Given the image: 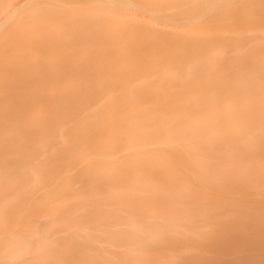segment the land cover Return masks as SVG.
I'll return each instance as SVG.
<instances>
[{
	"label": "rangeland",
	"instance_id": "obj_1",
	"mask_svg": "<svg viewBox=\"0 0 264 264\" xmlns=\"http://www.w3.org/2000/svg\"><path fill=\"white\" fill-rule=\"evenodd\" d=\"M2 1L0 0V10L9 2L4 0V5ZM22 1L13 2V7L18 5L16 17L14 15L5 22L0 21V105L12 99L26 102L49 100L56 95L52 96V93L73 83H125L127 79H135L134 76L165 67H192L193 70L190 78L174 80L167 77L161 80L163 85L225 84L238 74L235 71L240 66H244V69L251 68L252 62H257L264 55V0H238L236 6H223L213 10L207 9L205 4L207 11L202 10L204 0H126L129 7L110 4L111 0ZM211 2L219 4L218 0ZM147 8L154 11L159 9L173 18L186 16L185 23H174L173 18H170L172 21L168 19L156 22L161 26L173 25L188 31L172 32L138 22L124 23L107 13L110 9L116 13L136 14L155 21L151 13L146 11ZM200 11L205 16L197 20ZM261 80L264 82V79ZM24 150L31 152L37 149L26 147ZM254 150L255 153L252 154L246 148H240L239 154L247 163V167L240 168L250 174L245 183L229 178L222 180L220 189L210 178L204 181L207 187L197 180L193 185L200 194L189 196V199L184 195L156 197L146 194L135 198H115L108 194L96 195L97 197L92 194L90 197L88 194L77 200L85 202L86 197V201L91 199L96 203H83L82 209L78 207L80 202H76L77 205L71 203L68 207L62 204L63 200L71 198L75 201L74 195L62 193L54 197L36 194L29 189L26 191L24 185L30 182L28 178L0 181V185L10 186L0 188V251L9 247L5 241L12 235L27 238L29 232L38 228L43 236L59 239L44 247L40 254L0 262L140 264L133 258L136 254V259L141 264H264V227L262 230V223H259L261 219L264 221V137H261ZM58 164L64 166L62 161ZM7 166L13 168L20 165L9 161L0 165V168ZM216 166L230 167L219 161ZM259 169L262 171L254 175L250 173ZM194 171L196 170L190 173L194 174ZM47 179L50 178L43 181L45 185L51 183V179L50 182ZM191 179L193 177L186 176L180 182L172 184V187L183 189L187 183H193ZM62 183L64 180L57 184ZM53 191L54 188L51 189ZM171 206L176 210L172 212ZM205 206L207 207L204 208ZM199 208L202 212H210L205 213V216L210 215L209 224L213 223L209 227L201 228V211L197 212ZM177 210H184L180 215L185 214L186 219L178 215ZM169 214L173 215L171 218H179L176 223H180L178 228H182L180 230H184L183 232L168 229L158 238L151 239L149 232L124 229V225L130 221L138 220L140 223L142 219L141 224L149 223L146 227L159 222L164 225V219L168 217L167 221L170 220ZM250 214H255V220H249L252 216ZM76 216L85 220L77 221ZM130 216L137 219L134 221ZM244 216L248 222L244 220ZM89 217L108 225L102 227L96 222H89L86 220ZM232 217L239 220H233ZM40 220L42 222L38 224ZM151 220L155 222L150 223ZM52 221H56L54 225L47 226ZM246 222H250V226ZM168 223L171 225L168 221L167 226L164 225L166 228ZM251 223L259 227H253L255 229L252 230ZM241 226L243 229H240ZM255 232H258L257 235L260 233V239ZM250 236L256 239L252 240Z\"/></svg>",
	"mask_w": 264,
	"mask_h": 264
},
{
	"label": "bare ground",
	"instance_id": "obj_2",
	"mask_svg": "<svg viewBox=\"0 0 264 264\" xmlns=\"http://www.w3.org/2000/svg\"><path fill=\"white\" fill-rule=\"evenodd\" d=\"M19 1L22 0H9V2L6 0L8 4L2 6L0 10L1 22L15 15L18 5L13 7L15 5L13 2ZM218 1L219 4L204 0L202 10L236 6L238 3V0ZM109 3L129 7L126 0H111ZM3 4L5 5L4 2ZM193 5L197 8V5ZM107 11L124 23L138 22V24H147L152 28L172 32L188 31L186 28L158 24L156 21H168V19L170 21V18H173L172 15L163 13L159 9L157 11L152 8L146 9L155 21L146 20L136 14L116 13L110 9ZM197 16L196 19L199 20L204 18L205 14L200 11ZM186 18V16L181 18L175 16L173 22L185 23ZM263 64L264 55L257 62H252L251 68L244 69V66H238L239 68L235 71L238 74L225 84L163 85L161 80L164 78L185 80L192 76L193 70L192 67H165L155 68L134 76L136 78L131 81L127 79L125 83L115 85L94 82L73 83L52 93V96L56 95L49 100L38 99L26 102L12 99L3 102L0 105V165L11 161L20 166L0 168V181L28 178L30 182L24 185L26 191L29 189L36 194L54 195V197L62 193L68 196L74 195L75 201L71 198L63 200L62 204L68 207L71 203L77 205L80 202L78 207L82 209L85 204L96 203L91 199L86 201V197L85 202L77 200L88 194L90 197L91 194L95 196L108 194L115 198H135L146 196V194L156 197L184 195L189 199V196L194 197L200 194L193 185L197 180L207 187L204 181L210 178L220 189H222V180L229 178L245 183L250 174L248 175L243 168H240L247 167V163L239 154L240 148H246L254 154L255 146L258 145L261 137H264V82L261 80L264 79ZM113 78L123 77L113 76ZM25 146L37 150L26 152ZM59 161L64 162V166H59ZM217 161L222 165L229 164L230 167L216 166ZM48 168L49 171L46 170ZM192 170H196L194 174L190 173ZM261 171L262 169L253 170L250 173L254 175ZM186 176L193 177L191 179L193 183H187L183 189L172 187V184L180 182ZM46 178L51 179L49 185L43 182ZM50 179L47 180L50 182ZM60 180H64V183L57 184ZM8 187L10 186L0 185V188ZM52 188H54L53 192H51ZM171 207L172 212L176 210L173 206ZM184 210H181L182 213ZM181 211L177 212L178 215ZM200 211L199 208L197 212L200 213ZM205 213L210 212L201 211L199 215L202 229L213 224H209L210 215L206 218ZM217 214L214 215L218 218ZM169 215L168 221L171 225L168 223V228H166L168 217L166 219L158 217L165 220L166 226L159 222L146 227L149 224L145 222L147 220L144 221L147 224L145 225V223L141 224L143 219L138 223V220V222L135 221L137 217L130 216L135 222H131L128 217L130 220L127 218V221L130 222H126L124 229L141 233L149 232L151 239L158 238L168 229L181 231L182 228H178L180 223L178 225L176 223L179 218H171L173 215ZM253 215L250 219L248 216V219L256 218ZM184 216L185 214L182 215L183 218ZM258 216L261 215L258 214ZM80 217L76 216L75 220H85ZM235 217H232L233 220L237 219ZM86 220L96 222L102 227L108 225L93 217ZM158 221L160 220H156ZM41 222L42 220L38 224ZM55 222L52 221V224L47 226L54 225ZM259 223L263 224V219ZM262 224L260 228L264 227ZM228 225L231 223L228 222ZM247 225L250 226V222ZM242 227L239 228L243 229ZM253 227L255 226H252V230L259 226ZM38 229L26 235L32 240L20 235H12L8 238L5 242L9 244V247L0 251V261L18 260L27 255L40 254L44 251V247L59 240L54 236H43L41 229ZM262 232L264 234V231ZM257 233L255 232L256 235ZM258 235L260 239V233ZM252 238V240L256 239L254 236ZM133 249L135 252V248ZM131 253L130 255L133 256ZM138 255L141 256V253ZM136 256L135 254L133 258L141 264Z\"/></svg>",
	"mask_w": 264,
	"mask_h": 264
}]
</instances>
